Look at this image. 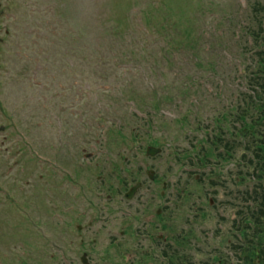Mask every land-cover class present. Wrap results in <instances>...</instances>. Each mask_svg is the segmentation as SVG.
<instances>
[{
	"label": "rangeland",
	"instance_id": "1",
	"mask_svg": "<svg viewBox=\"0 0 264 264\" xmlns=\"http://www.w3.org/2000/svg\"><path fill=\"white\" fill-rule=\"evenodd\" d=\"M261 16L264 0H0V264L77 262L89 224L106 244L121 226L147 264H168L166 240L177 264H239L233 220L262 181L233 118Z\"/></svg>",
	"mask_w": 264,
	"mask_h": 264
},
{
	"label": "trees",
	"instance_id": "2",
	"mask_svg": "<svg viewBox=\"0 0 264 264\" xmlns=\"http://www.w3.org/2000/svg\"><path fill=\"white\" fill-rule=\"evenodd\" d=\"M256 24L257 28L260 29L261 27L259 33H253L254 43L256 46L260 47L258 51L260 58L258 66H256L257 71L253 70L251 72L252 78L250 82L257 86L251 87L252 93L249 94L248 97L243 96V102L241 106H239V110L236 112L233 122H242V125L239 127V133L245 136L247 135L248 142L243 144V147L250 152L249 159L244 161L243 159L246 158V155H241L238 164L240 166L243 164L248 165L247 167L254 169V172L257 173L256 177L260 178L262 183H259L260 185L257 186L253 185V189H249L247 192L248 194L246 193L247 195L245 194L242 196L243 201H252V205L249 206V218L244 214L242 218H240L243 224L236 223L233 220V227H238L235 237H240L241 241L240 244L234 243L230 245L236 252V256L240 261L239 264H264V51H261V48L264 49V29L262 28L264 27V16L257 17ZM250 29L256 28L251 27ZM249 116L250 120H247ZM218 127L222 129V127ZM212 142L217 146L222 144L218 129L214 132ZM235 143L236 142H231L228 144L227 141L224 142L223 146L226 149L225 152L228 157L231 155V151H235L233 150L237 147L234 145ZM219 155L222 156V160H226L223 159V154ZM208 157H210V155H208ZM243 177L244 176L241 175V179ZM207 178L211 184L221 182L220 175L216 172L207 174ZM234 180L236 181V178H234ZM255 205L258 207L262 206L259 212L257 209L258 207H255ZM254 211L258 213L254 214ZM247 224H249V227ZM249 229L250 231L248 232ZM214 253H217V251ZM217 255L220 258L217 264H224L225 259L223 256L220 253Z\"/></svg>",
	"mask_w": 264,
	"mask_h": 264
},
{
	"label": "flooded vegetation",
	"instance_id": "3",
	"mask_svg": "<svg viewBox=\"0 0 264 264\" xmlns=\"http://www.w3.org/2000/svg\"><path fill=\"white\" fill-rule=\"evenodd\" d=\"M72 186H74V183H72ZM71 193H72L71 198L74 197V199L75 197L83 196L85 194L84 190H77V189H75ZM107 197H110V195H107ZM130 199L134 201V191ZM131 219H134V211H132L131 213ZM66 225L69 226L67 227V229L74 228L73 224H66ZM124 225L127 226L128 224H124ZM89 226L94 227L95 230L92 231L93 233L94 232L97 233L96 236L95 233L93 236L91 233L90 234L88 233L89 236L87 243L89 244L91 249L89 250L88 247L87 251L83 249L82 250L83 252L81 251L82 253L81 252L74 253L73 255L77 256V262L76 259L73 257L69 259V262H67L66 260L67 257L65 255H62L64 256L67 264H147L148 262L153 261V259H150L149 257L150 254H148L146 250L145 252L143 249L139 251L138 249L139 243L138 242L135 243L136 240L138 241L137 238L134 239L133 237V239H131L130 242L128 241L122 242V237L124 236L125 232L124 230L121 229V226L117 229V231L113 232V234L108 236L109 242L107 244L102 239L101 229L97 228L96 224H89ZM75 227L79 228L81 226L80 224H77ZM84 234L87 235V233ZM144 235H148V233ZM99 238H101L102 240ZM158 238L161 239V236H159ZM72 239L73 237H71L70 240ZM124 244H129L131 247L130 248L123 247ZM152 248L157 249L154 243L152 245ZM175 248L176 247L172 246L167 240L165 241L164 245L160 250L161 252L160 254L162 256L163 261H166L168 264H177L176 262L181 259V256L179 253H175L176 251ZM36 254H38V257L41 256L47 257L48 255V254H40V253H36ZM157 255L158 254H155L153 256L154 260L156 259ZM39 259L42 260V258ZM217 262H219V260H217ZM217 262H214V264H217ZM163 264L166 263L164 262Z\"/></svg>",
	"mask_w": 264,
	"mask_h": 264
},
{
	"label": "water",
	"instance_id": "4",
	"mask_svg": "<svg viewBox=\"0 0 264 264\" xmlns=\"http://www.w3.org/2000/svg\"><path fill=\"white\" fill-rule=\"evenodd\" d=\"M159 151H160L159 148H157V147H153V146H148V147L146 148V154H147V155H154V154H156V153L159 152ZM139 186H140V183L138 182V183H136V185H135L134 187H131V188L129 189V191L125 194L126 197H128V198L131 197L133 191H136V189H137Z\"/></svg>",
	"mask_w": 264,
	"mask_h": 264
}]
</instances>
